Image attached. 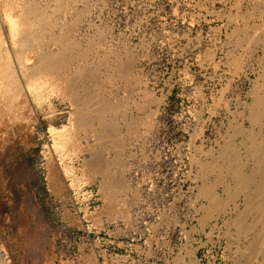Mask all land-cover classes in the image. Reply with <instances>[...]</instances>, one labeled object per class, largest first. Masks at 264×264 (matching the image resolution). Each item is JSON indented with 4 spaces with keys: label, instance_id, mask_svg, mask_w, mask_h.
I'll use <instances>...</instances> for the list:
<instances>
[{
    "label": "rangeland",
    "instance_id": "1",
    "mask_svg": "<svg viewBox=\"0 0 264 264\" xmlns=\"http://www.w3.org/2000/svg\"><path fill=\"white\" fill-rule=\"evenodd\" d=\"M257 1L0 0L4 59L20 62L8 22L18 8L33 3L54 15L65 4L52 34L72 41L66 76L88 72L75 83L73 100L64 92L65 75L45 76L30 96L0 93V264L262 261L255 214L246 217L247 233L237 226L245 196L230 195L240 176L228 174L225 162L211 164L239 145L237 125L248 126L245 102L264 66L263 43L249 39H264V26L246 37L234 30L244 27L242 19L260 24L264 0ZM44 40L42 51L58 50ZM236 56L245 58L243 72L235 73L229 61ZM94 114L109 125L107 139L95 136L101 124L90 122ZM78 117L92 125L73 127ZM244 160L248 172L251 162ZM209 184L219 207L204 195ZM206 211L211 216L203 221Z\"/></svg>",
    "mask_w": 264,
    "mask_h": 264
},
{
    "label": "bare ground",
    "instance_id": "2",
    "mask_svg": "<svg viewBox=\"0 0 264 264\" xmlns=\"http://www.w3.org/2000/svg\"><path fill=\"white\" fill-rule=\"evenodd\" d=\"M257 1V0H256ZM254 2V0H253ZM261 2V1H259ZM22 4V3H21ZM30 4V5H29ZM258 6L259 3L257 1ZM261 4V3H260ZM14 5V4H13ZM28 7L26 6L25 8L22 9H17V15L10 17V19L8 20V22L11 25V32H12V36H13V40L15 42V44H17V52L16 49H14L15 53H17V57L19 59V63L18 65L16 64H12L15 63L14 60L13 62H10L9 59H4V57H2V54L0 52V93H3L2 95L6 96H10L12 97H19L22 94H25L27 96H30L34 93H38L40 92L41 88H42V78L45 79V76L48 75L52 76L53 78H55L54 76L57 75V78L60 76L61 78L63 77L64 79V75L66 76L67 73V69L68 66L70 64L71 60H68L70 57L68 56L67 59V52H70L69 49V38L67 36H60V37H55L53 29H55V26L57 24L58 21V17L57 14L60 15L62 12L65 13L66 12V8L67 6L65 4H60L59 7L57 8V11L54 15H49L48 11L46 8H42L37 6L36 4L31 5V3H27ZM252 5V4H251ZM22 6V5H21ZM256 8V7H255ZM255 10V9H254ZM15 13V12H14ZM60 13V14H59ZM242 17V16H241ZM230 20L232 17H228ZM243 18V17H242ZM235 19V18H234ZM77 20V19H76ZM229 20V22H230ZM237 20V19H236ZM253 20V19H252ZM240 21V19H239ZM77 22V21H76ZM242 23H243V28H238L237 30L234 31H239L242 33H245V37H246V33L249 32L251 29L254 28H258L261 26H264V17L260 16V24H256L253 23L252 25H250L249 22H247L246 20L243 21L242 19ZM1 25V24H0ZM242 26V25H241ZM239 27V26H238ZM264 29V27H261V29ZM262 29V30H263ZM257 30V29H256ZM260 30V29H259ZM258 31L261 33V31ZM63 32V31H62ZM257 32V31H256ZM256 32L254 33L257 34ZM264 32V31H263ZM54 35H53V34ZM259 33V34H260ZM58 34V33H57ZM67 34V33H65ZM263 34V33H261ZM236 35V34H235ZM242 35V37H243ZM253 36V35H252ZM253 36V38H254ZM259 36V35H257ZM256 36V37H257ZM263 36V35H262ZM99 37V36H98ZM48 39L49 42H51L52 44L55 43L57 44V51H53L51 52L49 51H42L43 50V46L40 47V43H44V39ZM259 38V37H258ZM258 38H254V39H249L248 41L251 43L253 42H262L263 43V47L262 50L264 51V39H258ZM69 39V40H68ZM103 39V38H102ZM9 40V39H8ZM239 40V39H238ZM245 40V38H244ZM2 41V38L0 36V43ZM7 41V40H6ZM42 41V42H41ZM47 41V40H46ZM99 41V40H97ZM101 41V40H100ZM99 41V43H100ZM240 41V40H239ZM70 42L72 43V41L70 40ZM242 42V41H241ZM260 42V44H261ZM46 44H48L47 42H45ZM248 43V42H247ZM74 44V43H73ZM72 44V45H73ZM95 44V43H94ZM45 45V44H44ZM51 44L49 43V46ZM71 45V44H70ZM75 45V44H74ZM77 45V44H76ZM249 45V43H248ZM254 45V44H253ZM259 45V44H257ZM260 46V45H259ZM46 47V46H45ZM73 47V46H71ZM16 48V47H14ZM74 49L76 48L73 47ZM79 48V47H78ZM53 49V48H52ZM80 49V48H79ZM77 49V50H79ZM42 51L40 53V51ZM48 50V49H47ZM54 50V49H53ZM71 50V49H70ZM76 50V52H77ZM89 50V49H87ZM80 51V50H79ZM78 51V52H79ZM83 51V50H82ZM11 52V51H10ZM77 52V53H78ZM14 53V54H15ZM28 54H35L34 56L32 55V58H28ZM73 53V50L72 52ZM69 53V54H70ZM76 53V54H77ZM80 53V52H79ZM87 53V52H86ZM11 54V53H10ZM75 54L74 56V60L77 61L75 59V57L77 56ZM246 54V53H245ZM83 55L86 57L85 52L83 53ZM82 55V56H83ZM233 54H231L232 57ZM264 55V52H263ZM262 55V56H263ZM13 56V55H12ZM81 56V55H80ZM81 56V57H82ZM84 56L82 57V59L84 58ZM260 56V57H262ZM79 57V54H78ZM80 57V58H81ZM237 57V58H236ZM233 57L232 60H229L230 62H232V65L234 67V71L235 73H239L240 71L243 70L244 67V59L241 56L238 57ZM114 58V57H113ZM230 58V57H228ZM263 58V57H262ZM71 59V58H70ZM72 59V60H73ZM231 59V58H230ZM12 60V59H11ZM79 60V59H78ZM108 61V60H107ZM130 63V62H129ZM98 64V63H97ZM106 64V63H105ZM132 65V64H131ZM231 65V64H230ZM101 66V65H100ZM106 66V65H105ZM114 66V65H113ZM112 66V67H113ZM102 67V66H101ZM110 67V66H109ZM116 67V66H115ZM114 67V68H115ZM120 67V66H119ZM116 67V68H119ZM131 67V66H130ZM258 67V66H257ZM92 68V66H91ZM254 68V67H252ZM89 69V68H88ZM255 69V68H254ZM93 70V69H92ZM97 70V69H96ZM118 70V69H117ZM90 71V70H88ZM98 71V70H97ZM112 71V70H111ZM123 71V70H122ZM76 72V71H74ZM100 72V71H99ZM98 72V73H99ZM130 72V71H129ZM128 72V73H129ZM243 72V71H242ZM245 72V71H244ZM253 72V70L251 71ZM69 73V72H68ZM85 73L88 74L87 70L85 71ZM83 74L81 71H77L74 76L72 78H68L65 79L64 81L66 82V80L68 82H66V87L64 84H62V86H64L66 88L67 92L65 95L70 94L71 96H73V99H75V97H77L78 95V91H77V87L75 86V83L78 82V80L80 79L81 81H83V79L85 78L86 74ZM90 73V72H89ZM132 73V72H131ZM72 74V72H71ZM256 74V79H254V85L252 90L249 92L248 97L250 99V103L249 102H245V108H244V115H245V119L248 120V126L245 125H240L243 122H240V126L237 125V131L234 132L233 136L236 138L238 136L241 137V142L239 143V145H236V143L234 142L232 146H230L229 148L225 149L223 151V153L220 155L219 158H217L216 160H214V163L211 164H217L219 161L221 162H225L227 163L226 165V170L228 174H233L234 176H240L239 180L236 183V191L235 193H232L230 196L232 198V195L234 194H243L245 196V210L241 216V218L238 220L237 222V226L239 229V232L241 234H245L247 233L251 227L250 224L247 223L246 221V217L249 213L253 212L255 214V219L253 220L254 226H259V230L258 232H256V240L257 242L262 246L259 245V247L262 248V252L259 253L257 251L256 254L259 253L262 261L259 262V264H264V66H260V68L258 70L255 71ZM59 77V78H60ZM26 81H24L25 79ZM46 78V79H47ZM60 78V79H61ZM90 78V77H87ZM56 79V78H55ZM54 79V80H55ZM93 79V78H92ZM24 81L26 82L27 86H24L25 83H23V87H22V83L20 81ZM54 80H52L53 82H55ZM58 80V79H56ZM62 80V79H61ZM87 80V79H86ZM85 80V81H86ZM49 81V80H48ZM80 81V82H81ZM51 82V81H50ZM60 81H58L59 83ZM63 82V81H62ZM103 82V81H102ZM21 83V84H20ZM57 84V82H55ZM64 83V82H63ZM86 83V82H85ZM25 84V85H26ZM46 85L47 82L45 83ZM50 84V89L49 87H45L46 90H51L54 89L56 86L51 85ZM93 84V83H92ZM96 84V83H95ZM60 84H57V89H60V87L58 86ZM77 85V83H76ZM45 86V85H43ZM53 86V88H52ZM92 86V85H91ZM227 86V85H226ZM96 87V86H95ZM99 87V86H98ZM63 88V87H61ZM226 88V87H225ZM44 89V88H43ZM56 89V88H55ZM56 89V90H57ZM228 89V88H227ZM81 90V89H80ZM90 90V89H89ZM44 91V90H43ZM53 91V90H52ZM51 91V92H52ZM60 91V90H58ZM63 91V90H62ZM61 91V92H62ZM50 93V91H48ZM47 92V93H48ZM59 92V93H61ZM63 93V92H62ZM93 93V92H91ZM64 94V93H63ZM80 94V93H79ZM41 95V94H40ZM64 95V96H65ZM42 96V95H41ZM87 96V94H86ZM90 96V95H89ZM95 96V95H94ZM15 97V98H16ZM68 97V96H67ZM93 97V96H92ZM24 98V97H22ZM66 98V97H65ZM84 98V97H83ZM13 99V98H12ZM28 99V98H27ZM26 99V100H27ZM48 99V98H47ZM3 100V99H2ZM7 100V99H5ZM25 100V99H24ZM23 100V101H24ZM25 100V102H26ZM79 100V99H78ZM150 100V99H149ZM4 101V100H3ZM77 101V100H76ZM5 102V101H4ZM8 104L5 103L6 105H8V107L10 106L9 101L7 100ZM126 102V101H125ZM2 103V101H1ZM0 103V105H2ZM24 103V102H23ZM28 103V102H27ZM142 103V102H141ZM17 105V102L15 103ZM21 104V102H20ZM19 104V105H20ZM92 104V103H91ZM146 104V103H145ZM13 105V103H12ZM24 105V104H23ZM26 105V104H25ZM29 105V104H28ZM103 105V104H102ZM122 105V104H121ZM22 106V105H21ZM20 106V107H21ZM105 106V105H104ZM113 106V105H112ZM117 107V105H115ZM127 106V104H126ZM148 106V105H147ZM4 106H0V108H3ZM14 107V106H13ZM24 107V106H23ZM102 107V106H101ZM114 107V106H113ZM128 107V106H127ZM7 108V106H6ZM16 108V106L14 107ZM18 108V107H17ZM10 108H7V111L10 113V111L8 110ZM20 109V108H19ZM101 109V108H100ZM112 109V108H111ZM11 110V109H10ZM12 110H15L12 108ZM18 110V109H17ZM97 110V109H96ZM102 110V109H101ZM3 111V110H2ZM1 111V112H2ZM16 111V110H15ZM26 111V110H25ZM82 111V110H81ZM94 111V110H93ZM112 111V110H111ZM142 111V110H141ZM13 112V111H11ZM18 112V111H17ZM101 112V111H100ZM18 114V113H17ZM35 114V113H34ZM240 114V113H239ZM2 115V114H1ZM14 115L13 117L15 118V114H11ZM25 115V114H24ZM98 115V114H97ZM97 115H92L91 117L94 118H90L92 119L90 122H99L101 124V127L98 129L99 131H96L97 134H95V136L98 139L103 138L106 135H110L109 132V125H104V123L101 121L104 118H100V116ZM101 115V114H100ZM241 115V114H240ZM81 116V115H78ZM90 116V115H89ZM1 117V116H0ZM12 117V116H11ZM18 117V116H16ZM113 117V116H112ZM79 118V117H78ZM116 118V117H115ZM244 118V117H243ZM242 118V119H243ZM85 119V118H84ZM88 119V118H87ZM101 119V120H100ZM112 119V118H111ZM82 120V122H81ZM105 120V119H104ZM244 120V119H243ZM75 121V122H74ZM73 121V123H75L74 126H77L78 128H81L82 126L84 127V125L87 123L85 121L87 120H83L82 117H80L79 119L75 118V120ZM110 121V119L108 120ZM114 121V120H113ZM242 121V120H241ZM246 121V120H245ZM6 122V121H5ZM81 122V123H80ZM112 122V121H111ZM2 124V122H0ZM9 126L10 125V122ZM14 124V122H12ZM11 123V124H12ZM70 123V122H69ZM80 123V124H79ZM109 123V122H108ZM147 123V122H146ZM3 124H5L3 122ZM12 124V126H13ZM87 123V126H91L92 124ZM94 124V123H93ZM107 124V123H105ZM150 124V123H149ZM15 125V124H14ZM118 125V124H117ZM6 127V126H5ZM16 127V126H14ZM82 127V128H83ZM85 128V127H84ZM111 128V127H110ZM115 128V127H114ZM7 129V128H5ZM17 128H14L15 131ZM22 130V129H21ZM90 130V129H89ZM113 130V129H112ZM117 130V129H116ZM4 131V130H3ZM68 131V130H67ZM79 131V130H78ZM77 131V132H78ZM86 131V130H85ZM26 132V131H25ZM92 132V131H91ZM119 132V131H118ZM15 133V132H14ZM108 133V134H107ZM79 135V134H78ZM84 135V134H83ZM112 135V132H111ZM20 136V135H19ZM109 137V136H108ZM24 138V137H23ZM105 139H107V137H104ZM103 138V139H104ZM18 139V138H17ZM95 139V138H94ZM18 141V140H17ZM109 141V140H108ZM111 142V141H109ZM107 143V142H106ZM73 144V143H72ZM110 144V143H109ZM120 144V143H119ZM105 145V144H104ZM84 147V146H83ZM87 147V146H86ZM81 148V147H80ZM106 148V147H105ZM85 150V149H84ZM120 151V150H119ZM93 153V152H92ZM96 153V152H95ZM117 153V152H116ZM101 155V154H100ZM122 155V154H121ZM97 156V155H96ZM95 155L92 158V161H90V164H88V166L90 167L91 171H95V168L97 166V162L95 159L96 157ZM102 156V155H101ZM98 158V157H97ZM244 158L246 160V162H251V167L249 168L248 172H243L242 170V162L241 159ZM74 159V158H73ZM89 159V158H88ZM94 159V160H93ZM100 159V157H99ZM65 160V159H64ZM119 160V159H118ZM244 160V161H245ZM84 161V160H83ZM102 161V160H101ZM123 162V161H120ZM105 163V162H104ZM224 163V165H225ZM78 164V163H77ZM104 165V164H103ZM107 165V164H105ZM123 165V164H122ZM86 166V164H85ZM215 166V165H214ZM88 167V168H89ZM207 167L209 168L210 166L205 165L202 169L203 172H205L207 170ZM101 168V167H100ZM221 167H219L220 169ZM223 168V167H222ZM89 169V170H90ZM213 168H210V170ZM69 170V169H68ZM88 170V171H89ZM209 170V172H210ZM100 171V170H99ZM212 171V170H211ZM71 172V171H70ZM108 172V171H107ZM214 171H212L213 173ZM216 172V171H215ZM58 173V172H57ZM111 173V172H110ZM109 173V174H110ZM218 173V172H217ZM51 174V173H50ZM205 174V173H204ZM101 175V174H100ZM105 176V175H104ZM107 176V174H106ZM110 176V175H109ZM233 180V179H232ZM52 182V179L51 181ZM234 182V181H233ZM210 185V184H209ZM205 186L203 188V192L204 195H207L208 199H211L212 202L216 203L217 206H221V202H218V200L215 198L213 191V186ZM226 185V184H225ZM54 188V187H53ZM54 191V190H53ZM56 191V190H55ZM231 191V190H230ZM120 209V208H119ZM118 210V209H117ZM123 214V213H122ZM211 216V212L210 211H206V213L204 214L202 220H206L207 218H209ZM216 216V215H215ZM253 216V214H252ZM201 220V221H202ZM236 226V227H237ZM250 227V228H249ZM257 228V227H256ZM254 230V229H253ZM257 230V229H256ZM255 231V230H254ZM253 234V233H252ZM248 237V236H247ZM257 245V244H256ZM256 250V249H255ZM243 253V252H242ZM251 258V257H250ZM237 263V262H236Z\"/></svg>",
    "mask_w": 264,
    "mask_h": 264
}]
</instances>
